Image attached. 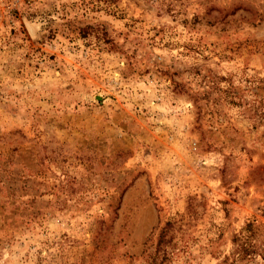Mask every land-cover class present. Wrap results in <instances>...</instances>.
Masks as SVG:
<instances>
[{
	"label": "rangeland",
	"instance_id": "1",
	"mask_svg": "<svg viewBox=\"0 0 264 264\" xmlns=\"http://www.w3.org/2000/svg\"><path fill=\"white\" fill-rule=\"evenodd\" d=\"M248 221L264 0H0V264H230Z\"/></svg>",
	"mask_w": 264,
	"mask_h": 264
},
{
	"label": "trees",
	"instance_id": "2",
	"mask_svg": "<svg viewBox=\"0 0 264 264\" xmlns=\"http://www.w3.org/2000/svg\"><path fill=\"white\" fill-rule=\"evenodd\" d=\"M171 227L172 222L166 221L161 226L157 236L155 253L159 254L161 252L162 257H166L167 255L164 245L169 241L167 236L170 233ZM258 234V227L248 221L243 225L239 234L233 235L231 241L234 246L230 252V264H234V262L254 253H257L264 259V243H260L258 239L256 240Z\"/></svg>",
	"mask_w": 264,
	"mask_h": 264
}]
</instances>
